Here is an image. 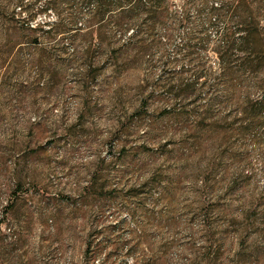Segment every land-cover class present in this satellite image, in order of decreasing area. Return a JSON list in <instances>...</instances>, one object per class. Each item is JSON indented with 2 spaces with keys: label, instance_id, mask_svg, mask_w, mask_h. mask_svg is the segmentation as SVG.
Here are the masks:
<instances>
[{
  "label": "rangeland",
  "instance_id": "1",
  "mask_svg": "<svg viewBox=\"0 0 264 264\" xmlns=\"http://www.w3.org/2000/svg\"><path fill=\"white\" fill-rule=\"evenodd\" d=\"M169 1L91 33V0H0V264H264L259 91L228 95L224 22Z\"/></svg>",
  "mask_w": 264,
  "mask_h": 264
},
{
  "label": "trees",
  "instance_id": "2",
  "mask_svg": "<svg viewBox=\"0 0 264 264\" xmlns=\"http://www.w3.org/2000/svg\"><path fill=\"white\" fill-rule=\"evenodd\" d=\"M56 0H49L54 3ZM92 7L89 11V32L103 30L108 26V18L115 17L114 24L117 26H140L142 15L150 23L151 29L158 26L168 18H173L176 14V6L169 0H91ZM212 0H179L184 14L189 7L199 6L198 11L205 10L209 15L215 16L217 20L224 22L225 28L222 32V39L216 49L221 56V72L218 76L219 85L231 95L234 91L243 93L245 86L251 84L252 88L259 91L257 104H251L249 95L243 100L245 110L252 108L257 113L264 116V47L257 41L264 32V0H216L217 2L207 5ZM206 7V8H205ZM114 14V15H113ZM76 17H73L75 20ZM94 19H98L93 23ZM97 24L96 28L92 27ZM87 27V28H88ZM93 28V29H92ZM172 31V27L167 30ZM132 35V34H131ZM254 47V49H253ZM232 50L241 51L243 56L232 64L224 55ZM220 53H223L222 55ZM112 58H116L112 56ZM263 75L260 77L259 73ZM194 78L200 77L199 72L193 74ZM195 79L180 80L179 84L169 87L170 93L176 96L189 95L194 89ZM211 106L207 108L210 110ZM258 113V114H259Z\"/></svg>",
  "mask_w": 264,
  "mask_h": 264
}]
</instances>
